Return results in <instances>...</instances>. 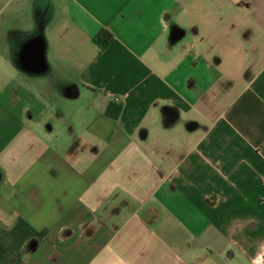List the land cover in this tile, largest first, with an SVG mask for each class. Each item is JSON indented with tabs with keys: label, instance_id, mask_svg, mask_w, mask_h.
Returning a JSON list of instances; mask_svg holds the SVG:
<instances>
[{
	"label": "crops",
	"instance_id": "0c3cea01",
	"mask_svg": "<svg viewBox=\"0 0 264 264\" xmlns=\"http://www.w3.org/2000/svg\"><path fill=\"white\" fill-rule=\"evenodd\" d=\"M0 264H264V0H0Z\"/></svg>",
	"mask_w": 264,
	"mask_h": 264
},
{
	"label": "trees",
	"instance_id": "16d2710c",
	"mask_svg": "<svg viewBox=\"0 0 264 264\" xmlns=\"http://www.w3.org/2000/svg\"><path fill=\"white\" fill-rule=\"evenodd\" d=\"M112 40H113L112 34L105 29L100 30L92 39L93 43L98 47L99 52L105 50ZM120 111H121L120 106L110 103L105 110V115L109 118L117 120Z\"/></svg>",
	"mask_w": 264,
	"mask_h": 264
},
{
	"label": "rangeland",
	"instance_id": "374dc122",
	"mask_svg": "<svg viewBox=\"0 0 264 264\" xmlns=\"http://www.w3.org/2000/svg\"><path fill=\"white\" fill-rule=\"evenodd\" d=\"M233 216H228L226 218V220H224V222L222 223L224 226H227L231 223V220H232ZM229 245V244H228ZM228 250H229V254L232 253V255H237L239 254L238 252V249H236L235 247L229 245L228 247Z\"/></svg>",
	"mask_w": 264,
	"mask_h": 264
}]
</instances>
